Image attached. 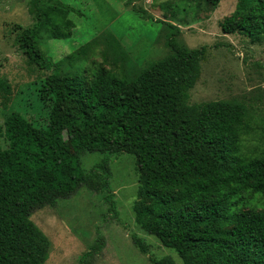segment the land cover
<instances>
[{
  "label": "trees",
  "instance_id": "obj_1",
  "mask_svg": "<svg viewBox=\"0 0 264 264\" xmlns=\"http://www.w3.org/2000/svg\"><path fill=\"white\" fill-rule=\"evenodd\" d=\"M206 1L216 9L221 0ZM131 11L151 19L143 9ZM28 12L33 24L21 30L18 45L28 63L50 73L41 92L50 96L51 108L45 129L16 112L4 119L8 147L0 148V264H44L51 243L30 217L81 188L103 192L116 213L107 160L86 174L80 167L85 153L134 157L139 184L134 222L182 264H264V210L249 208L251 200H264V130L247 148L254 119L246 104L234 99L189 104L207 48L188 49L177 41L179 28L165 23L167 56L133 79L99 70L88 81L78 70L63 73L61 62L39 48L44 30L70 36L74 23L68 15L80 13L60 0H31ZM219 26L225 35L260 44L264 0H237ZM108 39L110 47L123 50L112 34ZM84 53L80 48L66 58L77 62ZM0 93H10L4 80ZM131 242L149 253L141 238L131 236ZM102 247L97 231L80 264ZM150 264L175 262L167 256L151 258Z\"/></svg>",
  "mask_w": 264,
  "mask_h": 264
},
{
  "label": "rangeland",
  "instance_id": "obj_2",
  "mask_svg": "<svg viewBox=\"0 0 264 264\" xmlns=\"http://www.w3.org/2000/svg\"><path fill=\"white\" fill-rule=\"evenodd\" d=\"M31 0H0V80L10 85V93H0V148L8 143L4 137V119L12 112L20 114L32 126L45 129L51 108L50 96L42 97L41 88L49 72L28 63L19 49L21 30L33 24L28 12ZM80 14H69L74 23L70 36L42 31L39 48L42 54L61 62L63 73L80 71L90 81L102 70L115 77L133 79L148 64L169 54L166 45L170 23L179 28L177 41L188 49L205 46L207 52L200 64V74L189 91V104L238 100L253 115L252 133L245 145L251 148L264 130V37L251 44L240 35H225L220 23L235 9L237 0H221L213 9L206 0H60ZM143 9L147 17L131 11ZM66 33V32H65ZM120 43L123 50L109 45L108 37ZM112 46H115L112 43ZM80 48V60L70 62L67 56ZM104 52V53H103ZM106 54L107 62L103 61ZM102 160H107L110 186L116 213L104 201L103 192L79 189L75 195L60 200L55 207L35 211L30 220L50 241L44 264H80L97 239L103 237L99 253H90L85 264H150V259L170 257L182 264L172 250L163 248L154 237L145 234L134 222L133 205L139 188L132 155L121 153H85L80 167L88 174ZM249 208L264 210V200H251ZM243 208L242 211H247ZM141 238L149 253L142 254L131 242Z\"/></svg>",
  "mask_w": 264,
  "mask_h": 264
}]
</instances>
